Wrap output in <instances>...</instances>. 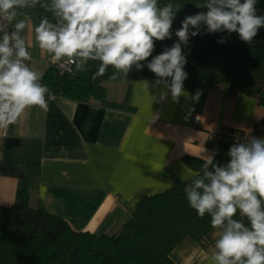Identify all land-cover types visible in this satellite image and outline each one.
Segmentation results:
<instances>
[{"label": "crops", "instance_id": "1", "mask_svg": "<svg viewBox=\"0 0 264 264\" xmlns=\"http://www.w3.org/2000/svg\"><path fill=\"white\" fill-rule=\"evenodd\" d=\"M256 10L264 15V0ZM155 79L103 83L107 101L127 100L133 111L55 97L47 111L33 107L0 127V205L26 189L31 208L42 205L75 231L115 235L141 198L193 178L186 159L214 152L211 133L264 132L258 98L230 83L184 90L175 102L159 100L162 86L145 88ZM215 232L206 243L182 240L174 264H212Z\"/></svg>", "mask_w": 264, "mask_h": 264}, {"label": "clouds", "instance_id": "2", "mask_svg": "<svg viewBox=\"0 0 264 264\" xmlns=\"http://www.w3.org/2000/svg\"><path fill=\"white\" fill-rule=\"evenodd\" d=\"M40 5L50 12L34 27V41L50 56L52 64L74 66L84 71L96 61V75L109 67L112 79L128 78L145 67L156 79L145 88H161L159 100L170 94L178 102L184 93L188 73L183 51L189 39L208 34L236 33L250 45L264 28V15L256 10V0H203L200 9L185 16L175 31L171 47L153 55L157 41L171 39L179 4L160 0H0V22L14 23L12 31L0 23V127L16 124L33 107L47 111L53 100L42 75L33 70L32 45L22 35L30 28V18L21 10ZM23 15V19L18 16ZM220 39L217 43H225ZM190 54V53H189ZM151 58V59H149ZM167 91H164V90ZM156 99V97H152ZM198 101L199 92L192 97ZM216 152L204 150L201 171L184 188L189 206L203 218L208 215L215 232L212 264H264V137L249 135L228 149L226 163L215 161ZM240 218H237V217Z\"/></svg>", "mask_w": 264, "mask_h": 264}, {"label": "trees", "instance_id": "3", "mask_svg": "<svg viewBox=\"0 0 264 264\" xmlns=\"http://www.w3.org/2000/svg\"><path fill=\"white\" fill-rule=\"evenodd\" d=\"M47 2L50 0H41L42 4ZM167 2L161 0V5ZM171 2L182 7L178 13L184 17L206 10L195 6L203 0ZM21 12L37 19L44 15L52 19L51 13L40 5ZM178 27L174 20L172 28ZM201 33L196 37L203 42L190 37L188 46L183 48L187 58L184 70L188 73L184 90L202 91L230 83L237 90L256 96L264 107V30L259 31L250 45L236 33L208 34L203 28ZM224 38L225 43H217ZM177 39L174 33L171 39L157 41L153 55L171 47ZM98 63L89 61L84 71L73 66L65 74L49 66L41 83L48 86L54 97L133 111L127 100L122 104L107 101L103 83L156 78L146 67L142 71L133 69L128 78L112 79L111 67L99 76ZM257 79L263 82V87L253 83ZM229 147L226 143L217 144L216 162L223 164L230 159ZM186 162L195 173L201 171L202 159L187 158ZM190 182H178L163 193L141 198L115 235L77 232L42 205L31 208L28 192L22 189L14 204L0 205V264H174L171 253L182 240L206 243L210 232L215 230L208 215L201 218L189 206L184 188Z\"/></svg>", "mask_w": 264, "mask_h": 264}, {"label": "built area", "instance_id": "4", "mask_svg": "<svg viewBox=\"0 0 264 264\" xmlns=\"http://www.w3.org/2000/svg\"><path fill=\"white\" fill-rule=\"evenodd\" d=\"M0 23H5L6 30H8L9 32L12 31L14 28V21L12 24H6V22H0ZM49 66L55 68L59 72V74L70 73L73 67L67 65L64 67H60L59 64H52L50 61V57H49ZM249 135L255 137H264V132L256 133V132H244L240 130L223 129L211 133L209 135V143H212V148L215 151L216 146L219 143H226L231 146L234 142H236V140L240 142H245L249 138Z\"/></svg>", "mask_w": 264, "mask_h": 264}, {"label": "rangeland", "instance_id": "5", "mask_svg": "<svg viewBox=\"0 0 264 264\" xmlns=\"http://www.w3.org/2000/svg\"><path fill=\"white\" fill-rule=\"evenodd\" d=\"M160 3H161V0H160ZM23 18H24L23 15L18 16V19H23ZM29 18H30V28L25 30L24 36L28 41H30V44L32 45V47L30 48V51H31L32 57H33L32 62H31V67L33 68V70L38 71L41 73V75H43L49 67V57L50 56L48 54L42 52L38 48V46L35 44V41H34V27L39 24V19L34 18V17H29ZM184 18L185 17L182 16L181 14H179V13L177 14L175 21L179 24L178 29L180 28L181 22ZM14 23H15V21H14ZM178 29L172 28L173 34ZM262 79H264V77ZM251 83L252 82H249V84H251ZM253 83H256V85L263 87L262 86L263 82H261V80H259V79H257L256 81L254 80ZM245 84H247V83L245 82Z\"/></svg>", "mask_w": 264, "mask_h": 264}, {"label": "water", "instance_id": "6", "mask_svg": "<svg viewBox=\"0 0 264 264\" xmlns=\"http://www.w3.org/2000/svg\"><path fill=\"white\" fill-rule=\"evenodd\" d=\"M39 20H40V18H39ZM190 37H191V36H190ZM191 38L194 39V40H197V41L203 42V41L199 40L197 37H191Z\"/></svg>", "mask_w": 264, "mask_h": 264}]
</instances>
